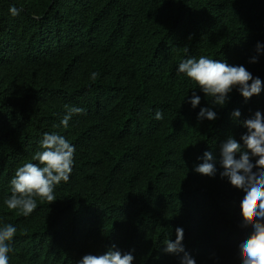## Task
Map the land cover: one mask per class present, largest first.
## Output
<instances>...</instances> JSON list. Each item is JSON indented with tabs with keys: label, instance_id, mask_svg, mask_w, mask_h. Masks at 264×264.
<instances>
[{
	"label": "trees",
	"instance_id": "trees-1",
	"mask_svg": "<svg viewBox=\"0 0 264 264\" xmlns=\"http://www.w3.org/2000/svg\"><path fill=\"white\" fill-rule=\"evenodd\" d=\"M257 41L264 0H0V223L17 227L9 264H76L112 244L133 264H178L162 251L178 226L197 264H236L242 193L219 165L215 178L192 169L228 135L239 140L230 113L264 110V91L247 102L234 91L221 108L176 69L206 55L264 80V54L249 63ZM194 89L195 110L184 102ZM66 106L84 110L67 128ZM200 107L217 119L198 121ZM45 132L76 146L75 165L56 201L24 217L3 199Z\"/></svg>",
	"mask_w": 264,
	"mask_h": 264
},
{
	"label": "clouds",
	"instance_id": "clouds-1",
	"mask_svg": "<svg viewBox=\"0 0 264 264\" xmlns=\"http://www.w3.org/2000/svg\"><path fill=\"white\" fill-rule=\"evenodd\" d=\"M23 11L15 5L9 8L15 17ZM257 55L249 63H257L264 54V42L257 41ZM196 85L199 93L211 98V104L223 108L235 91L247 102L264 91V80L254 76L244 65H232L226 60L209 58L206 55L188 56L180 61L176 69ZM95 79L96 73H92ZM201 95L194 89L184 102L193 110L201 105ZM66 113L60 123L69 126L73 115L83 113V109L66 106ZM239 108L230 113L231 120L245 131L239 140L228 135L219 145L218 156L212 151H204L199 157L202 162L194 166L196 174L215 178L217 165L219 175L227 183L242 193L239 202L242 217L241 226L248 230L239 239L236 264H264V110H257L250 117L241 119ZM156 120L163 119V113L155 112ZM217 112L213 107H200L198 121H215ZM40 150L33 156L34 162L17 167L9 181V195L3 205L12 211H19L29 217L38 207V201L49 205L56 201L55 188L68 183L75 165L76 146L59 133L45 132L39 142ZM250 226V227H249ZM17 227L12 223H0V264H9L10 253L14 251V238ZM183 227L175 228V240L164 241L162 251L178 258V264H197L196 259L186 251ZM131 252L121 250L112 244L103 254L87 253L76 264H133Z\"/></svg>",
	"mask_w": 264,
	"mask_h": 264
}]
</instances>
